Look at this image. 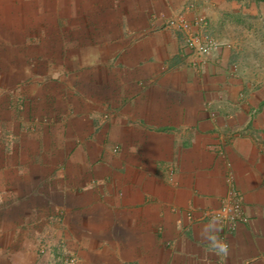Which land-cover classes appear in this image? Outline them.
Segmentation results:
<instances>
[{
	"label": "crops",
	"instance_id": "obj_1",
	"mask_svg": "<svg viewBox=\"0 0 264 264\" xmlns=\"http://www.w3.org/2000/svg\"><path fill=\"white\" fill-rule=\"evenodd\" d=\"M242 1L0 0V264H56L62 242L80 264H264V88L239 103L231 62L194 73L177 38L148 26L189 5L210 26L254 15ZM34 57L57 81L14 90ZM19 93L67 121L24 132ZM227 170L247 221L222 256L203 212L225 197Z\"/></svg>",
	"mask_w": 264,
	"mask_h": 264
},
{
	"label": "rangeland",
	"instance_id": "obj_2",
	"mask_svg": "<svg viewBox=\"0 0 264 264\" xmlns=\"http://www.w3.org/2000/svg\"><path fill=\"white\" fill-rule=\"evenodd\" d=\"M248 2L249 0H244L242 4L239 3V10H249L250 2L249 4ZM253 2L254 15L237 14L231 17L227 15L216 20L218 22L217 26H210L208 18H186L189 27L188 35L164 28L162 22L153 17L154 15L149 17L148 26L153 31H169L177 38L179 42L178 57L194 73H202L207 61L217 56L224 57L226 61L231 62L230 74L232 77L240 79L244 86L238 95V102L242 103L246 96L245 90L253 91L264 88V0H254ZM0 4L4 5V2ZM152 21L155 22V27L151 26ZM204 45H207L208 48L205 52H202L201 48ZM22 62L16 65L17 70H15V73H22L23 70L27 77L17 81L15 84L18 87L14 90H21L28 85L35 89L44 86L48 80L51 82L57 81L54 76L46 78V80L42 77L49 70L54 73V67L53 65H46L41 58L34 57L30 61ZM69 72V70L63 71L65 77L68 76ZM0 83V89L5 91L3 86L5 83ZM4 94L0 101L2 103L11 98L9 97L11 93L7 98L4 97ZM39 103L40 99L36 95L31 96L30 99L20 93L14 96L13 104L17 112L16 116L20 125L23 122L24 132L33 133L37 127L42 125L53 127L67 121L70 115L69 110L63 113L58 105L54 108L53 105L50 107L49 103L44 108V106L39 107ZM109 119L110 114H104L101 116L100 121L105 123ZM5 120L6 114L0 113V121ZM118 151L119 147L117 145H114L111 149L113 154L118 153Z\"/></svg>",
	"mask_w": 264,
	"mask_h": 264
},
{
	"label": "built area",
	"instance_id": "obj_3",
	"mask_svg": "<svg viewBox=\"0 0 264 264\" xmlns=\"http://www.w3.org/2000/svg\"><path fill=\"white\" fill-rule=\"evenodd\" d=\"M193 6H189L183 11L172 12L168 16H160L156 18L162 22V26L176 32L188 35V24L186 21V12H193ZM151 26L155 27V22H151ZM208 46L201 48L202 52L207 50ZM226 195L220 201V205L216 209H208L203 212V217L207 222L215 223L220 227L217 240L220 243V252L224 256L229 248L228 236L236 231V227L240 223H246L247 217L244 212L243 196L236 189L231 172L227 170L225 174ZM191 218L190 214L188 215ZM56 264H80L78 255L67 249L64 242L59 244V255L55 257Z\"/></svg>",
	"mask_w": 264,
	"mask_h": 264
}]
</instances>
